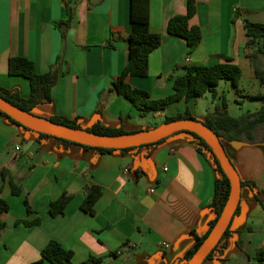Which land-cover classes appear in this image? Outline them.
<instances>
[{"label":"crops","instance_id":"1","mask_svg":"<svg viewBox=\"0 0 264 264\" xmlns=\"http://www.w3.org/2000/svg\"><path fill=\"white\" fill-rule=\"evenodd\" d=\"M130 1L0 0V86L17 89L23 98L31 94L28 79L9 74L11 57L30 59L39 74L59 65L52 101L37 105L32 113L77 120L84 129L99 121L127 133L150 128L154 119L176 116L187 107L204 121L221 96L227 98L229 112L238 111V116L264 105L255 98L264 95L256 74V67L264 71V53L253 63L245 29L246 19L264 24V0H196L190 24L201 29L202 41L192 54L184 39L168 32L169 20L187 12V0H151L150 31L163 40L149 57L148 76L128 79L133 87L148 91L152 99L164 98L173 93L169 77L183 74L185 66L229 59L241 67L243 77L238 87L220 82L219 99H213V111L202 114L203 120L198 105L212 93L142 117L113 90L129 59ZM68 6L73 22L64 37L56 23L68 18ZM235 9L241 14L232 25ZM222 143L241 181L255 187L242 186L229 235L203 264H264L256 258L264 250V143ZM218 176L213 155L200 151L186 132L155 146L99 153L76 143L63 145L54 137L40 138L0 114V199L10 206L1 216L6 227L0 232V264H32L51 240L73 251V264L90 257L102 258L98 264H186L179 260L209 231ZM11 181L22 187V194L12 193ZM93 185L103 194L92 215L81 204ZM65 193L71 201L63 214L52 217L51 202ZM26 199L35 211L31 215ZM38 217L39 225L16 224Z\"/></svg>","mask_w":264,"mask_h":264},{"label":"trees","instance_id":"2","mask_svg":"<svg viewBox=\"0 0 264 264\" xmlns=\"http://www.w3.org/2000/svg\"><path fill=\"white\" fill-rule=\"evenodd\" d=\"M150 12L151 0H131L130 1V22L131 32L128 38L129 41V59L128 63L123 69L121 75L113 83V90L128 99L132 104L141 111V116L144 117L146 112H163L172 104L186 100L190 101L194 98L203 97L207 93L213 94V99H219L217 86L221 81H231L234 87H238L243 77L242 69L239 65L233 63L231 59L224 63H218L209 66L190 65L185 66V72L174 77L169 78L173 80V93L160 99H152L151 94L143 89L133 87L128 79L132 76L147 77L149 73V57L152 52L157 50L162 44V35L155 34L150 31ZM197 13L196 0H187V12L185 14L175 15L168 22V32L171 35L180 37L186 41L188 46V54H192L202 41V32L198 26H192L190 20ZM73 8L68 6V18L66 20L56 23V26L66 36L67 30L71 27L73 22ZM241 11L235 9L232 25L239 19ZM245 29L247 32V49L250 50L249 57L253 63L257 64L261 55L264 53V24L245 20ZM8 70L11 76H22L29 80L31 86V94L29 98H23L17 89L10 90L0 86V95L12 104L22 108L25 111L32 112L33 108L39 104H47L52 101V91L55 84L58 82L61 72L59 65L52 66L45 74H39L36 71V65L33 61L26 57H11L8 63ZM257 78L261 84H264V71L256 67ZM257 99L264 100V95L256 96ZM221 102L215 107L214 112L208 114L204 121H200L213 130L217 136L222 140L228 142H241L246 144H260L264 143V105L257 111L245 112L240 116H233L228 110V102L225 96L220 97ZM0 114L7 117L11 122L16 123L22 127L19 122L0 110ZM180 119L197 120L189 107L183 113L176 116H164V123H168ZM52 121L70 126L77 129H84L77 120H70L65 117H53ZM199 121V120H198ZM26 130L33 131L27 127ZM91 132L102 135H121L127 133L123 128L113 129L103 126L99 121L89 128H85ZM150 128H144L148 130ZM186 132L193 136L200 151H209L213 155L215 168L218 172V178L215 181L214 197L210 204V210L213 214V219L210 222L209 231L204 236H198L197 243L185 254L183 259L188 261L193 254L202 245L205 239L210 234L211 230L218 221L222 210L228 200L230 194V180L223 171L219 161L208 143L199 135ZM38 133V132H37ZM40 138L54 137L63 145L76 143L85 148L96 149L99 153L112 152H126L144 147H150L160 144L166 139L159 142L142 145L140 147H133L127 149H110L102 147H92L83 145L74 141H69L63 138L51 136L44 133H38ZM177 134V133H176ZM175 135V134H174ZM8 174V170L3 171V178ZM255 187L254 182H242V186ZM12 193L20 195L23 192L21 186L16 185L11 181ZM103 194L102 188L97 185L89 187L86 191L85 198L81 204V209L89 214L95 213V205ZM72 197L65 193L57 200L51 202L49 207V214L52 217H57L65 212V209ZM26 211L29 215L35 213L31 207L28 199L25 201ZM9 203L6 199H0V232L6 227L5 222L1 220L3 213L9 211ZM239 212V206L235 215ZM30 227L41 224V218L35 220H19L16 224H21ZM231 226V225H230ZM225 232L221 241L214 248L208 256L212 258L214 253L218 250L223 240L229 235V229ZM256 258L264 262V250L260 251ZM73 251L64 248L61 243L56 240H51L43 248L41 252V259L32 264H43L48 261L52 264H73ZM103 261L102 258L90 257L88 260L80 264H98Z\"/></svg>","mask_w":264,"mask_h":264},{"label":"water","instance_id":"3","mask_svg":"<svg viewBox=\"0 0 264 264\" xmlns=\"http://www.w3.org/2000/svg\"><path fill=\"white\" fill-rule=\"evenodd\" d=\"M100 0H92V4H97ZM0 110L24 127L35 132L44 133L51 136L74 141L92 147H102L110 149H127L140 147L142 145L153 144L166 139L178 132L189 131L203 138L213 150L219 164L230 180V194L222 210V213L211 230L208 237L186 262V264H203L210 253L221 241L240 203L242 181L240 175L225 152L223 143L217 134L207 125L192 119H180L164 123L160 127L143 130L135 133H125L121 135H102L91 132L87 129H77L56 123L48 118H43L23 110L22 108L7 101L0 95Z\"/></svg>","mask_w":264,"mask_h":264},{"label":"rangeland","instance_id":"4","mask_svg":"<svg viewBox=\"0 0 264 264\" xmlns=\"http://www.w3.org/2000/svg\"><path fill=\"white\" fill-rule=\"evenodd\" d=\"M207 97H208L207 100L206 98H204L203 100L199 102V105H198V109H197L198 118L201 120H203V117L201 116L202 114L213 111V108L211 106L213 102V97L211 94H207ZM242 112H245V111H242ZM230 114H232L233 116H238L240 113L238 111H235L234 113L231 112ZM154 120L151 124L150 129L160 127L164 124V119H154Z\"/></svg>","mask_w":264,"mask_h":264},{"label":"built area","instance_id":"5","mask_svg":"<svg viewBox=\"0 0 264 264\" xmlns=\"http://www.w3.org/2000/svg\"><path fill=\"white\" fill-rule=\"evenodd\" d=\"M152 192H154V190H152ZM165 246H168V243H164Z\"/></svg>","mask_w":264,"mask_h":264}]
</instances>
